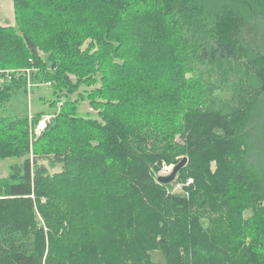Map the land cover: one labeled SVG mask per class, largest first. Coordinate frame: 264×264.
I'll use <instances>...</instances> for the list:
<instances>
[{
  "label": "trees",
  "instance_id": "1",
  "mask_svg": "<svg viewBox=\"0 0 264 264\" xmlns=\"http://www.w3.org/2000/svg\"><path fill=\"white\" fill-rule=\"evenodd\" d=\"M13 8L0 108L32 68L69 100L34 149L29 116L0 117V159L23 160L0 179V264H264V0ZM184 158L171 195L159 173Z\"/></svg>",
  "mask_w": 264,
  "mask_h": 264
},
{
  "label": "rangeland",
  "instance_id": "2",
  "mask_svg": "<svg viewBox=\"0 0 264 264\" xmlns=\"http://www.w3.org/2000/svg\"><path fill=\"white\" fill-rule=\"evenodd\" d=\"M0 3V24L2 23L4 25H14L15 14L13 8V0H0ZM33 71H35V68H32V70L28 72L31 73ZM0 77H2V75ZM26 77L27 91L25 89H20L15 92L12 95L11 100L2 108H0V117L2 116L5 118H15L29 116V140L31 147L34 149V143L38 139H41L43 134H45L48 129L53 127L54 121L58 118L57 116L60 114L64 107V104L62 103H65V101L69 99L67 98L68 93L66 92L62 94V100H58L56 92L53 91V88L51 89L50 86L48 87L43 84L35 83L32 80V75H27ZM76 97L77 94H73L70 100H75ZM39 112L43 113L44 115L41 118L40 122L37 123V126L34 127L32 117L34 116V114H37ZM88 116L97 118V112L93 111L87 102H83L79 106L76 118ZM21 161L23 160L17 158L0 159V179L7 178L11 173V166ZM215 165V162H212V171H215ZM173 169V165L164 164L159 175L167 176L173 171ZM50 170L52 174H59L62 172L61 167H57L54 169L51 168ZM191 181L190 184H187L186 186L192 185L193 180ZM167 190L171 195H188V192H186L183 184H170L168 185ZM210 209L215 213L221 212V210L216 206L210 205ZM247 215H249V213H247ZM158 255L162 256V254H160L159 252H155L153 257L157 258Z\"/></svg>",
  "mask_w": 264,
  "mask_h": 264
},
{
  "label": "water",
  "instance_id": "3",
  "mask_svg": "<svg viewBox=\"0 0 264 264\" xmlns=\"http://www.w3.org/2000/svg\"><path fill=\"white\" fill-rule=\"evenodd\" d=\"M187 163H188V158H184L178 165L174 167L173 171L169 175L159 176L158 182L162 185L172 184L176 180L179 172L187 165Z\"/></svg>",
  "mask_w": 264,
  "mask_h": 264
},
{
  "label": "built area",
  "instance_id": "4",
  "mask_svg": "<svg viewBox=\"0 0 264 264\" xmlns=\"http://www.w3.org/2000/svg\"><path fill=\"white\" fill-rule=\"evenodd\" d=\"M29 71V70H28ZM30 74V72H28V75ZM5 80H3L2 77H0V83H4Z\"/></svg>",
  "mask_w": 264,
  "mask_h": 264
},
{
  "label": "crops",
  "instance_id": "5",
  "mask_svg": "<svg viewBox=\"0 0 264 264\" xmlns=\"http://www.w3.org/2000/svg\"><path fill=\"white\" fill-rule=\"evenodd\" d=\"M0 4H1V3H0ZM1 25H3V26H10V25H6V24L4 25V24H2V23H1Z\"/></svg>",
  "mask_w": 264,
  "mask_h": 264
}]
</instances>
